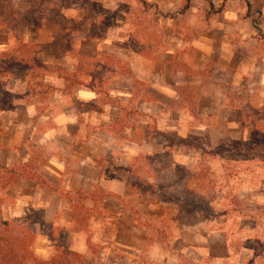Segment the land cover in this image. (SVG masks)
Segmentation results:
<instances>
[{"label":"crops","instance_id":"0c3cea01","mask_svg":"<svg viewBox=\"0 0 264 264\" xmlns=\"http://www.w3.org/2000/svg\"><path fill=\"white\" fill-rule=\"evenodd\" d=\"M14 1L0 0V201L34 253L162 252L148 249L144 219L159 207L145 188L154 197L163 148H185L222 151L218 165L233 164L225 189L249 216L184 227L176 243L197 261L233 259V236L264 208V0H137L159 26L137 46L133 30L99 34L90 8L31 24Z\"/></svg>","mask_w":264,"mask_h":264},{"label":"rangeland","instance_id":"374dc122","mask_svg":"<svg viewBox=\"0 0 264 264\" xmlns=\"http://www.w3.org/2000/svg\"><path fill=\"white\" fill-rule=\"evenodd\" d=\"M102 1L28 0L29 4L26 5L19 0L14 1L13 7L19 18L21 15H26L32 18V20L29 19L31 24H37L40 17L55 18L58 16L59 9L79 5L85 9L90 8L99 19L91 22L99 34L112 28L116 30L124 28L133 30L131 36L127 38L134 46L138 43L140 45L151 44L158 40L159 26L153 8L147 9L137 0H111L113 4L110 9L108 1L107 5L105 0ZM25 8H28L27 12H21ZM234 149H227L226 154L223 156L221 154L220 157L230 158L234 155ZM236 149L238 153H241L239 148ZM245 151L242 149V152ZM260 151L258 149V152ZM221 152L220 150L202 149L194 151L185 148L176 152L171 148H163L161 153L162 175L157 179L154 197L152 195L149 197L151 191L149 187L145 188L147 204L155 203L159 207V210L151 211V219L148 217L144 219L150 238L148 249H153V242H162V252L155 249V256L147 250L140 256L129 254L128 259H125L121 253L105 255L103 252L93 250V256L84 259L79 256L77 258L67 251H60L49 259L41 258L33 251V236L27 233L26 228H13V215L3 212L0 201V260L3 264H17L16 260L19 259L24 264H55L53 260L58 257V264H264V210H261L264 208L261 207H257L256 212L252 207L251 217L255 218L254 223L257 227L253 228L250 233L246 229L241 233L236 232V237L233 236L235 256L226 263H217L208 259L197 261L194 255L185 252V246L176 243L181 235L185 237L187 232L185 228L189 226H197L207 221L210 222L209 226L213 225L211 228H215L219 217L224 216L223 213H226V222L232 220L231 216L235 211L241 217L249 216V211L245 209L247 204L245 200L234 196L233 190L225 189L229 186L228 180L233 177L231 173L233 164L227 159L219 166L217 158ZM241 155L246 156L248 153H241ZM203 156L206 161H202ZM175 157H177L178 165L170 164L171 159ZM188 158L197 161L193 165H187L185 160ZM146 184L150 185L149 182ZM230 230L234 232L233 225ZM170 250L178 252L172 255L173 261L159 262L155 259L161 260L168 255Z\"/></svg>","mask_w":264,"mask_h":264},{"label":"trees","instance_id":"16d2710c","mask_svg":"<svg viewBox=\"0 0 264 264\" xmlns=\"http://www.w3.org/2000/svg\"><path fill=\"white\" fill-rule=\"evenodd\" d=\"M184 8L186 9V8H188V4H186L185 6H184ZM212 11H214V10H212ZM64 253V252H63ZM67 254H69V253H67ZM73 256H75V257H77L78 258V256L77 255H75V254H73ZM59 258V257H58ZM58 258H55V260H53V262L55 263V264H58V262H57V259ZM16 261H18L17 262V264H24V262L22 261V260H16ZM0 264H3L2 262H1V260H0Z\"/></svg>","mask_w":264,"mask_h":264}]
</instances>
